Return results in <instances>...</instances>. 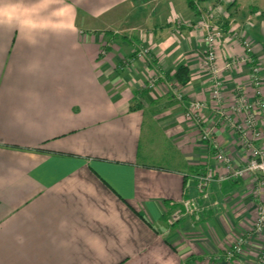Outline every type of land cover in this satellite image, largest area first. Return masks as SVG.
I'll list each match as a JSON object with an SVG mask.
<instances>
[{
	"label": "crops",
	"instance_id": "crops-1",
	"mask_svg": "<svg viewBox=\"0 0 264 264\" xmlns=\"http://www.w3.org/2000/svg\"><path fill=\"white\" fill-rule=\"evenodd\" d=\"M239 2L0 0V264H230L224 250L255 215L245 181L229 191L214 182L206 203L217 205L168 220L195 196L194 175L216 165L210 141L183 117L187 102L209 100L203 31L187 23L217 12L218 54L238 55L230 33L251 16L250 37L263 16ZM142 47L145 61L135 57ZM179 65L190 76L178 83L183 103L167 84ZM224 81L228 98L249 90L245 67ZM205 120L241 165L232 134L211 110ZM257 249L250 243L246 259Z\"/></svg>",
	"mask_w": 264,
	"mask_h": 264
},
{
	"label": "built area",
	"instance_id": "built-area-1",
	"mask_svg": "<svg viewBox=\"0 0 264 264\" xmlns=\"http://www.w3.org/2000/svg\"><path fill=\"white\" fill-rule=\"evenodd\" d=\"M224 4H232L235 0H219ZM193 7L202 13L198 3ZM255 16H260L255 13ZM217 12L200 15L194 23H187L193 30L203 31L204 53L201 60L203 70L207 74L209 84V100L193 99L184 106L183 117L199 133L203 141H210L214 150L216 165H208L194 175L195 196L181 201L175 208L168 223L173 225L185 217H192L208 211L217 205L207 204L210 186L218 181H245L247 192L255 207L253 223L246 232L237 236L231 245L224 250L223 258L230 264H264V79L261 61L254 51V43L249 38L248 30L252 28V17H248L243 28L230 33V37L239 44L241 53L229 57L219 56L218 46L223 38V23L218 22ZM180 24H182L180 22ZM136 60L145 61L149 57V49L140 48L135 53ZM239 67L247 68V86L249 90L237 88L231 97L224 94V76L227 72ZM160 77L150 74L143 86L144 90H153ZM169 91L174 99L183 103L180 86L175 80L168 82ZM211 110L215 125H219L232 134L236 146L243 151L244 160L236 165L232 156L218 141L212 139L213 127L206 128L205 113ZM250 243H258L254 259H246V250ZM187 264V263H183ZM196 264V263H194Z\"/></svg>",
	"mask_w": 264,
	"mask_h": 264
},
{
	"label": "rangeland",
	"instance_id": "rangeland-1",
	"mask_svg": "<svg viewBox=\"0 0 264 264\" xmlns=\"http://www.w3.org/2000/svg\"><path fill=\"white\" fill-rule=\"evenodd\" d=\"M216 1V0H214ZM242 6L247 7L250 5V3H254L258 8L259 11H261L263 14L262 17L259 19H254L255 29H252L250 31V39L253 41L255 46H258L261 48L263 54H264V0H240L239 2ZM261 60V66H262V77L264 79V55Z\"/></svg>",
	"mask_w": 264,
	"mask_h": 264
},
{
	"label": "trees",
	"instance_id": "trees-1",
	"mask_svg": "<svg viewBox=\"0 0 264 264\" xmlns=\"http://www.w3.org/2000/svg\"><path fill=\"white\" fill-rule=\"evenodd\" d=\"M234 3H235V2H234ZM188 4H189L192 8H194V7H193V2L189 1ZM217 21L223 23V18H222L221 16H219V17L217 18ZM224 24H225V23H223V27L225 26ZM172 79H174L176 82H178V83H179L180 85H182V86L186 85V84L189 82V80H190V76H189V70H188V68H187L186 66H184V65H179V66L176 68V70H175V72H174V74H173V76H172ZM144 91H146V90H144ZM142 93H143V92H142ZM139 96H140V95H139ZM137 106H139L138 103H136V104L134 105V107H131V109L135 110L134 108H137ZM138 108H139V107H138ZM225 183L228 184V191H229V190H232V189L234 188V186L237 185V184L239 183V181L225 182Z\"/></svg>",
	"mask_w": 264,
	"mask_h": 264
},
{
	"label": "clouds",
	"instance_id": "clouds-1",
	"mask_svg": "<svg viewBox=\"0 0 264 264\" xmlns=\"http://www.w3.org/2000/svg\"><path fill=\"white\" fill-rule=\"evenodd\" d=\"M2 15H3V13H0V16H2ZM7 19H8L9 21H11L12 17H11V16H8Z\"/></svg>",
	"mask_w": 264,
	"mask_h": 264
}]
</instances>
